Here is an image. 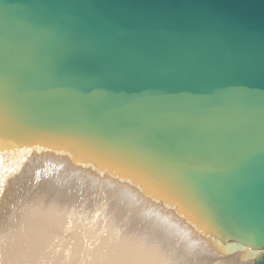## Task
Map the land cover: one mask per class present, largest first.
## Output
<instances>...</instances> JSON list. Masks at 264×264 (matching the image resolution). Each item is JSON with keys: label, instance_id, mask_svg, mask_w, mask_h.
Returning <instances> with one entry per match:
<instances>
[{"label": "water", "instance_id": "95a60500", "mask_svg": "<svg viewBox=\"0 0 264 264\" xmlns=\"http://www.w3.org/2000/svg\"><path fill=\"white\" fill-rule=\"evenodd\" d=\"M0 140L136 172L264 264V0H0Z\"/></svg>", "mask_w": 264, "mask_h": 264}, {"label": "bare ground", "instance_id": "6f19581e", "mask_svg": "<svg viewBox=\"0 0 264 264\" xmlns=\"http://www.w3.org/2000/svg\"><path fill=\"white\" fill-rule=\"evenodd\" d=\"M78 156L46 140H0V264L255 263L261 249L232 248L136 172ZM86 172L117 186L86 184Z\"/></svg>", "mask_w": 264, "mask_h": 264}, {"label": "rangeland", "instance_id": "374dc122", "mask_svg": "<svg viewBox=\"0 0 264 264\" xmlns=\"http://www.w3.org/2000/svg\"><path fill=\"white\" fill-rule=\"evenodd\" d=\"M12 152H13V150H12ZM78 158L80 159L79 161H81V159H83L81 156H78ZM85 160L87 161V163H90V160H88V159H85ZM109 165H110V166H112V165L114 166V164H112V163H110ZM90 167H96V166H90ZM74 168H75V167H73V169H74ZM69 169H70V168H69ZM71 170H72V168H71ZM110 171H111L112 173L115 172V171H112V170H110ZM88 174H90V173H87V172H86L85 175L81 177V178H88L86 184H89V183L91 182V183L89 184V185H91V186H94V185H96V186L104 185V183H106V186H107V187H108V186H109V187H111V186H112V187L117 186L115 182H108L107 179H105L104 176L102 177V175H98L97 177L94 178L93 175H92V173H91L90 175H88ZM90 176H91L92 178H90ZM138 177H140V176L138 175ZM93 178H94V179H93ZM104 179H105V181H103ZM102 181H103L104 183H103ZM92 182H93V183H92ZM100 182H102V183H100ZM107 182H108V184H107ZM137 183H138V182H137ZM111 184H112V185H111ZM114 184H115V185H114ZM139 184L142 185L141 182H139ZM139 184H138V186H139ZM110 185H111V186H110ZM145 186H146V185H145ZM143 188H144V189H143L144 191H142V192H145V187H143ZM127 193L129 194V197H130V198L134 196L133 198H134V199L136 198L135 200H138V201H139V198H138L139 195H138V193L135 194V193H133V191H132V192L130 191V192H127ZM132 193H133V194H132ZM131 194H132V195H131ZM134 194H135V195H134ZM130 195H131V196H130ZM141 195H142V193H141ZM133 198H132V200H133V204H134V203H137L138 201H135Z\"/></svg>", "mask_w": 264, "mask_h": 264}]
</instances>
